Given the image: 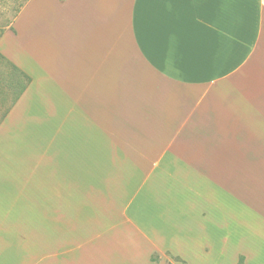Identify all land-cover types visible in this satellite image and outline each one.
Returning a JSON list of instances; mask_svg holds the SVG:
<instances>
[{
  "label": "crops",
  "instance_id": "obj_1",
  "mask_svg": "<svg viewBox=\"0 0 264 264\" xmlns=\"http://www.w3.org/2000/svg\"><path fill=\"white\" fill-rule=\"evenodd\" d=\"M19 1L0 264H264V0Z\"/></svg>",
  "mask_w": 264,
  "mask_h": 264
},
{
  "label": "rangeland",
  "instance_id": "obj_2",
  "mask_svg": "<svg viewBox=\"0 0 264 264\" xmlns=\"http://www.w3.org/2000/svg\"><path fill=\"white\" fill-rule=\"evenodd\" d=\"M19 6H20V1L19 0H0V26L2 25H9L10 24V20L11 17L17 13L19 11ZM6 149H8V147L6 146ZM6 154H8V151L4 150L3 153L0 154V164L4 163L5 164V160H7L6 158L8 157ZM48 180H50L51 176L50 175H46ZM51 181V180H50ZM0 200H6V198H10V195L6 196V190L2 191V187H0ZM32 192V191H31ZM256 209V207H254V210ZM100 210H97L96 213L100 214L99 212ZM0 212L2 215H4L6 213V206L5 204H0ZM17 226H21L20 222H15L14 223ZM3 226L0 223V229H2Z\"/></svg>",
  "mask_w": 264,
  "mask_h": 264
},
{
  "label": "trees",
  "instance_id": "obj_3",
  "mask_svg": "<svg viewBox=\"0 0 264 264\" xmlns=\"http://www.w3.org/2000/svg\"><path fill=\"white\" fill-rule=\"evenodd\" d=\"M151 261H152V262H156V261H158V258H157L156 256H152V257H151Z\"/></svg>",
  "mask_w": 264,
  "mask_h": 264
}]
</instances>
